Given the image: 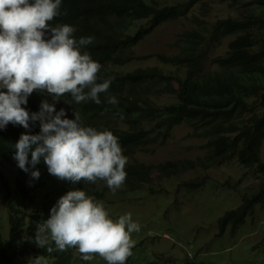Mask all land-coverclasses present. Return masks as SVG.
Masks as SVG:
<instances>
[{"label": "trees", "instance_id": "trees-1", "mask_svg": "<svg viewBox=\"0 0 264 264\" xmlns=\"http://www.w3.org/2000/svg\"><path fill=\"white\" fill-rule=\"evenodd\" d=\"M210 3L236 9L252 8L256 12L251 11L252 14L249 12L241 18L221 19L211 25L207 21ZM198 6L202 7L203 17L193 15ZM258 10L264 11V0L248 3L245 0H184L164 6L154 0H62L61 15L50 25L72 26L76 39L94 37V42L82 51H87L102 66L97 82L111 79L112 83L108 93L100 95L99 105L93 101L77 104L66 94L55 104L56 111L63 108L67 118L74 119V110L80 114L83 126L111 131L127 158L145 147L165 144L174 129L181 125L192 129V136L206 139L203 146L206 153L195 161L126 164L127 192L142 191L155 179L178 178L197 170L206 172L231 161L255 169L259 177L264 176V12L257 13ZM180 19L191 20L194 27L181 33L172 45L178 50L177 54L156 55V58L163 65L182 69L185 76L165 73L158 67L137 68L126 73L115 70L135 61L134 50L158 27ZM138 22L142 25L132 32ZM229 38L225 54L212 59L217 48ZM210 62L214 70H207ZM109 95L118 103L108 104ZM166 95L174 96L176 102L163 106L155 102L154 98ZM45 99L52 103V97L46 92L34 91L23 107L29 113L38 112ZM30 128L28 133L19 125L9 124L0 130V168L10 166L11 170L6 174L0 169L9 225L7 238L0 227V264H28L30 257L38 255H44L47 264H90L81 259L75 248L49 254L46 248L40 249L34 242L22 239L25 236L34 239L37 223L49 218L58 197L67 191L79 189L89 197L104 196L92 191L95 183L81 181L72 185L57 180L49 175L41 161L32 169L41 173L38 182L54 178L63 190L59 189L56 197L48 191L46 201L37 205L34 198L39 187H34L26 176L28 173L24 174L12 159L13 145L20 135L38 134L39 122L30 124ZM208 185L209 178L204 177L185 182L180 188L193 194ZM220 187L228 188L229 184ZM260 205H264V183L258 193L244 196L237 208L218 218V236L222 238L229 229L235 235ZM131 256L126 264H131ZM261 262L264 263V257L255 263Z\"/></svg>", "mask_w": 264, "mask_h": 264}, {"label": "clouds", "instance_id": "clouds-1", "mask_svg": "<svg viewBox=\"0 0 264 264\" xmlns=\"http://www.w3.org/2000/svg\"><path fill=\"white\" fill-rule=\"evenodd\" d=\"M61 3L0 0V130L12 124L30 133V124L39 122L38 134L22 133L13 145L12 159L33 180L41 173L32 169L43 161L49 175L59 181L75 185L101 180L115 192L126 180L128 162L118 138L111 131L83 126L74 110L75 118L68 119L65 109L57 112L55 108L66 94L77 104L93 101L99 105L100 95L108 93L112 83L111 79L97 82L102 66L82 51L94 37L76 39L72 26L50 25L61 15ZM34 91L46 92L52 103L45 99L38 112L29 113L23 106ZM107 103L118 101L109 95ZM139 231L131 214L114 222L102 203L76 189L61 196L49 218L37 223L34 239H22L46 248L49 254L75 248L84 261L99 256L107 264H126L135 246L131 234ZM28 264H47V259L30 257Z\"/></svg>", "mask_w": 264, "mask_h": 264}, {"label": "rangeland", "instance_id": "rangeland-1", "mask_svg": "<svg viewBox=\"0 0 264 264\" xmlns=\"http://www.w3.org/2000/svg\"><path fill=\"white\" fill-rule=\"evenodd\" d=\"M154 1L164 6L184 0ZM249 1L245 0L246 3ZM201 8L196 7L193 15L203 17ZM207 8L210 11L207 21L211 25L221 19L241 18L251 11L256 12L252 8L236 9L215 3L208 4ZM263 12L257 11L261 14ZM140 25L142 22H138L132 32ZM193 27L189 19L161 25L134 50L135 61L125 67H116L115 70L126 73L137 68L158 67L165 73L185 76L182 69L160 63L156 55L177 54L178 50L172 45L181 33ZM230 40L229 38L222 42L212 55V59L225 54ZM214 69L210 62L207 70ZM154 99L161 106L176 102V98L169 95ZM192 133V129L186 125L178 126L165 144L158 143L137 150L131 158H127V164L159 165L168 161H195L205 155L203 146L207 142L204 138L192 136ZM262 159L264 161V144ZM8 167L0 169L10 174L11 170ZM26 176L31 179L36 189L39 187L34 198L37 205H42L46 201L45 194L48 191L56 197L58 190L60 189V192L63 190L61 184L54 178L47 182L43 180L38 182L40 177L33 180L30 173ZM204 177L209 178V185L196 193L188 194L180 188L185 182ZM225 183L229 184L228 188L220 187ZM263 183L264 176L259 177L255 169L245 168L236 161H231L206 172L197 170L178 178L155 179L152 185L138 192H127L124 184L113 192L107 187L106 182L101 180H97L91 189L94 193H103V198L96 194H93L92 198L104 205L109 218L114 222L121 215L131 214L132 220L140 225V231L131 234L135 242L134 250H131V264H256V260L259 258L263 260L264 257V205L255 208L253 215L235 235H232L229 229L220 238L217 220L225 212L237 208L244 196L258 193ZM0 194V227L2 235L7 238L9 225L7 208L2 197L5 191L1 192V184ZM88 263L107 264L99 256Z\"/></svg>", "mask_w": 264, "mask_h": 264}]
</instances>
